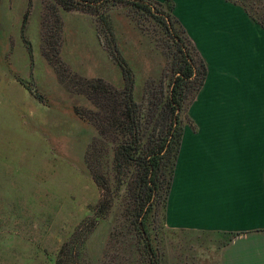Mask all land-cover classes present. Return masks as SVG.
Listing matches in <instances>:
<instances>
[{
	"label": "rangeland",
	"instance_id": "obj_1",
	"mask_svg": "<svg viewBox=\"0 0 264 264\" xmlns=\"http://www.w3.org/2000/svg\"><path fill=\"white\" fill-rule=\"evenodd\" d=\"M236 1L264 20V0ZM108 10L115 44L135 72V99L142 101L148 84L159 96L172 74V38L136 8ZM105 27L93 13L55 0H0V264L148 262L138 245L131 169L117 173L113 162L121 131L100 128L98 162L87 157L100 104L89 83L124 89ZM197 96L182 112L193 132ZM150 229L162 264H220V236L169 228L162 210Z\"/></svg>",
	"mask_w": 264,
	"mask_h": 264
},
{
	"label": "crops",
	"instance_id": "obj_2",
	"mask_svg": "<svg viewBox=\"0 0 264 264\" xmlns=\"http://www.w3.org/2000/svg\"><path fill=\"white\" fill-rule=\"evenodd\" d=\"M172 2L208 73L197 131L185 125L168 227L223 238L220 264H264V27L236 0Z\"/></svg>",
	"mask_w": 264,
	"mask_h": 264
},
{
	"label": "trees",
	"instance_id": "obj_3",
	"mask_svg": "<svg viewBox=\"0 0 264 264\" xmlns=\"http://www.w3.org/2000/svg\"><path fill=\"white\" fill-rule=\"evenodd\" d=\"M55 1L65 9H82L96 15L105 24L113 42L111 52L121 68L124 89H115L102 80H98L100 85L89 83V90L95 92L100 104L95 102L97 112L94 114L99 115L95 118L97 136L92 141L87 157L91 165L98 162L100 128L109 126L118 129V133L121 131L122 138L117 141L113 162L117 173L118 169L120 171L129 167L133 175V190L129 191L134 199L136 226L143 240L142 245H138L142 248V254L148 257L147 264H162L159 251L152 241L150 217L157 219L162 210L163 220H166L168 199L185 131L182 112L187 102L195 99L205 83L208 73L206 63L202 57L197 60L199 51L173 15L172 0ZM117 4L131 6L149 14L174 42L171 45L172 74L166 83L162 81L159 96L152 89L149 90L151 85L148 84L142 101L135 99V72L115 44L116 37L108 10L109 5ZM253 18L264 27L263 19L256 15ZM92 167L94 180L104 188L101 174ZM101 205L102 202L92 212L97 217Z\"/></svg>",
	"mask_w": 264,
	"mask_h": 264
}]
</instances>
